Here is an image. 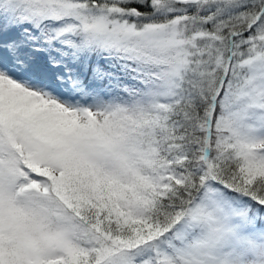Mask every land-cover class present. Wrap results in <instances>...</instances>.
Wrapping results in <instances>:
<instances>
[{
	"label": "snow or ice",
	"instance_id": "1",
	"mask_svg": "<svg viewBox=\"0 0 264 264\" xmlns=\"http://www.w3.org/2000/svg\"><path fill=\"white\" fill-rule=\"evenodd\" d=\"M0 264H264V0H0Z\"/></svg>",
	"mask_w": 264,
	"mask_h": 264
}]
</instances>
